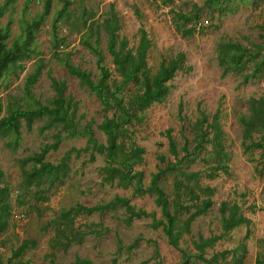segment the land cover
I'll return each instance as SVG.
<instances>
[{
  "label": "rangeland",
  "instance_id": "obj_1",
  "mask_svg": "<svg viewBox=\"0 0 264 264\" xmlns=\"http://www.w3.org/2000/svg\"><path fill=\"white\" fill-rule=\"evenodd\" d=\"M4 1L0 0V5ZM27 2L15 0L0 19L1 26L11 21L9 46L23 41L26 23L44 11L45 0H33L29 5ZM210 2L53 0L50 14L35 34L32 45L35 51L21 63L24 69L0 80V118L8 114L9 104L23 109H35L39 102L51 105L56 96L52 78H56L67 82L66 96L80 129L92 130L99 143L107 144L100 125L114 111L106 110L100 99L69 73L67 60L62 59H68L70 67L86 71L94 81H98L97 57L85 43L89 40L94 44L97 34L88 37L85 34L91 24L102 23L114 8L122 22L120 38L128 42L129 48L138 45L142 28L147 32L152 42L148 64L153 72L162 62L170 61L180 53L186 56L185 68L169 83L171 91L168 97L142 113V123L128 127V141L145 149L143 162L134 169L144 174L146 187L150 185L151 175L160 167L166 168L169 162H183L184 169L189 171L209 172L218 161L212 155L211 145L201 154L192 155L191 160H186V157L193 154L196 145L193 142L194 126L199 110L209 114V120L217 113L225 133L224 144L228 153L225 163L229 170L228 173L219 170L214 178L203 173L200 179L203 187L214 190V206L192 223L190 232L183 235L179 249L170 245L162 227L156 229L152 226L151 218L126 224L127 214L123 208L104 214H80L73 222L65 221L71 227L70 231L78 234L74 242L66 245L67 241L58 228L61 223V227H65L61 215L78 205L94 207L120 196L128 198L137 209L156 212L159 220L162 219L161 210L155 203V196L150 193L136 195L133 186L124 188L117 181L105 184L103 167L106 163L104 156L99 154L91 161L89 153L77 157L74 153L69 161L71 172L61 184L51 187L44 179L40 186L26 185L25 171H31L34 165L27 162L28 158L40 153L44 145L53 144L55 134L61 133L63 139L59 148L51 150L45 157V162L52 164H58L71 149L84 148L87 139L70 138L61 126L44 129L45 120L36 121L30 132L22 121L19 144H16L14 136H0V170L3 173L0 199L9 206V213L3 214L4 225L0 227L2 264H7L13 250L26 240L35 242V246L24 255L29 264H50L51 259L58 264H75L77 257L88 258L94 264H207L195 257L194 242L200 237L222 234L221 208L224 202L237 204L241 213L251 220L250 238L245 239L247 227L242 225L214 248H208L205 257L209 259L215 253L232 251L245 244L247 252L240 251L239 254L245 255L244 264H255L259 254L264 252V158L262 150L245 153L243 143L258 141L264 135V0ZM65 7L67 11L60 17ZM197 20L208 21L209 25L195 28L193 35L184 36L182 30L194 28ZM99 36L104 65L112 71L113 79L122 84L124 68L115 64L108 53V36L104 29ZM227 44H240L246 53L243 68L230 70L223 77L229 62H222V46ZM231 58L228 56V61ZM41 63L44 64L41 76L27 91V79ZM252 74L258 77L248 78ZM134 89L129 84L119 95L125 97ZM242 120L252 125L246 126ZM168 130L172 131L178 145V158L169 151L165 135ZM173 181V176L167 175L161 182L170 201L174 199ZM43 196L47 200H43ZM188 216L185 214L183 219ZM91 224L96 225L92 229H97L100 234L88 233ZM137 240L138 245L129 252L127 248ZM119 241L122 251H119ZM231 261L232 254H229L227 259L213 264H232Z\"/></svg>",
  "mask_w": 264,
  "mask_h": 264
},
{
  "label": "trees",
  "instance_id": "obj_2",
  "mask_svg": "<svg viewBox=\"0 0 264 264\" xmlns=\"http://www.w3.org/2000/svg\"><path fill=\"white\" fill-rule=\"evenodd\" d=\"M15 0H5L0 5V19L5 16L10 9V5ZM33 0H28L27 5ZM53 0H45L44 11L36 16L25 26V39L16 41L11 46L8 41L11 38L12 28L11 21L5 26L0 25V80L8 74H17L19 70H23L21 65L23 61L31 57L35 51L32 45L35 41V34L38 28L45 22L52 9ZM210 3H215L211 0ZM67 7L60 12L62 17L66 13ZM138 12V11H137ZM60 19V18H59ZM194 28L182 30L184 36H191L195 32ZM87 25V24H86ZM122 27L121 18L112 8L110 15L107 16L100 24H91L85 37L97 34V40L93 44L87 40L86 45L97 57L98 66L100 69V78L94 81L91 74L80 69H74L69 66L68 59L66 65L69 67V73L78 78L82 85L94 93L105 106L106 110H113L114 114L111 117L106 116L100 125V129L107 137V144L99 143L92 130L86 128L80 129L79 123L76 121L75 114L71 112V103L66 96L68 89L67 82L52 78V87L56 92V96L51 105L38 103L35 109H23L15 107L11 104L8 106V114L0 118V136L3 138L14 136L16 144H19L21 139L22 121H25L27 130L32 131L36 121L45 120L44 129L54 126H61V130L67 133L70 138L84 137L87 139L86 146L82 149L73 148L68 151L63 159L58 164L45 162V157L51 150H57L62 142L63 136L61 133L54 135L55 142L46 144L41 148V152L28 158L27 162H31L33 168L31 171H25V183L28 186H40L44 179H47L50 186L56 183H63L71 172L69 161L75 153L76 157L83 153L90 154V160L96 159V154L104 156L106 165L103 167L105 176L103 178L105 184H117L121 187L133 186L134 193L143 196L150 193L155 196V203L160 208L162 219L157 218V213H149L142 209H137L130 203L126 197L116 196L114 200L96 205L94 207H86L78 205L76 208L64 211L61 215L63 221L73 222L74 218L80 214L92 215L95 213L104 214L117 208H123L127 214L124 222L130 225L134 220L152 219L154 228L162 227L163 233L166 235L168 242L173 247L179 249L180 241L185 233H189L192 223L199 217L206 215L214 206L213 195L214 190L210 187H203L200 184L201 175L206 173L209 178H214L221 170L228 173L229 167L225 163L228 159V153L225 150L224 131L220 124L219 114H214L209 120V114L203 110H199V118L197 119L194 130L193 142L196 143L193 154H189L186 160H191L192 155L201 154L208 145L212 147V155L216 157V166L210 168L209 172L189 171L184 169L182 163L169 162L166 168H159L157 173L151 175L150 185L145 186L144 174L136 171L135 166L140 165L144 158L145 149L138 146L135 142L128 141L130 129L134 123H142L144 121V113L154 104L162 103L170 94L172 81L179 71L185 68L186 56L183 53L178 54L170 61L162 62L156 72L148 64L149 52L152 47V42L148 37L147 32L142 28L140 30V40L135 48H129L126 40L121 39L119 31ZM57 27H55L56 29ZM264 29V26L262 27ZM104 29L108 36L107 51L112 56L113 61L117 65H122L124 68V82L118 84L113 79V74L110 68L104 65V54L99 48L100 31ZM233 54L231 55L230 53ZM246 50L240 44H227L222 46V62L229 64L225 67L223 77L230 70H240L244 66L243 58ZM232 56L231 61L227 57ZM44 64L41 63L33 74L29 76L26 82V89L30 91L41 76ZM257 74L249 75L248 78H257ZM133 85L135 89L121 97L119 94L123 92L127 85ZM244 125L251 126L242 120ZM264 130V121L262 123ZM169 141V151L175 158L179 157V149L175 139L172 136V131L168 130L165 134ZM244 152L251 153L256 150H262V158H264V135L260 140H251L250 144L243 143ZM164 158H162L163 160ZM3 173L0 170V178ZM167 175L173 176V192L174 199L170 201L161 182ZM44 195V193H39ZM44 197V196H43ZM47 200V198H43ZM191 203V204H188ZM223 217L221 220V235H214L210 238L200 237L199 241L194 242V247L197 250L196 258L206 262L207 264L219 263V261L228 258L232 254V264H244L245 255L239 254L247 252L245 244L239 245L238 248L232 251H223L215 253L211 258L207 259L206 252L208 248H214L216 244L225 236H228L233 230L242 225L247 227L245 239L250 238L251 220L241 213V208L237 205H230L227 202L222 204ZM194 210V211H193ZM9 213V206L0 199V227L4 225L3 214ZM189 215L186 220L183 216ZM59 225L61 233L66 239V245L74 242L78 234L70 231L71 227L68 222H65V227ZM94 224L89 225L88 233L100 234L97 229H92ZM137 240L127 250L131 252L138 245ZM35 246L34 241L26 240L23 244L13 250L12 256L8 259L7 264H29L24 255L29 248ZM123 246L119 241V251H122ZM185 255V254H184ZM186 260V258H185ZM75 264H94L88 258L77 257ZM2 264V260H0ZM50 264H58L54 259H51ZM255 264H264V252L259 254Z\"/></svg>",
  "mask_w": 264,
  "mask_h": 264
},
{
  "label": "built area",
  "instance_id": "obj_3",
  "mask_svg": "<svg viewBox=\"0 0 264 264\" xmlns=\"http://www.w3.org/2000/svg\"><path fill=\"white\" fill-rule=\"evenodd\" d=\"M207 25H209V22L208 21H199V22H197V24H196V28L197 29H201V28H203V27H206Z\"/></svg>",
  "mask_w": 264,
  "mask_h": 264
}]
</instances>
